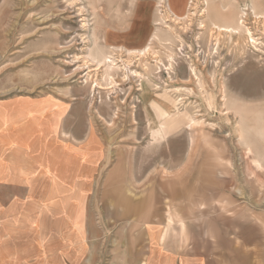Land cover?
I'll use <instances>...</instances> for the list:
<instances>
[{
    "label": "rangeland",
    "instance_id": "374dc122",
    "mask_svg": "<svg viewBox=\"0 0 264 264\" xmlns=\"http://www.w3.org/2000/svg\"><path fill=\"white\" fill-rule=\"evenodd\" d=\"M144 90L176 104L162 139ZM9 98L0 174L27 192L0 187L1 216L29 220L31 264H264V0H0Z\"/></svg>",
    "mask_w": 264,
    "mask_h": 264
},
{
    "label": "crops",
    "instance_id": "0c3cea01",
    "mask_svg": "<svg viewBox=\"0 0 264 264\" xmlns=\"http://www.w3.org/2000/svg\"><path fill=\"white\" fill-rule=\"evenodd\" d=\"M43 98L41 96L39 97H35L32 99H40ZM46 98V97H44ZM48 100H50V98L47 97ZM16 99L14 98H9L6 100H0V113H2L3 111H7L8 114H13L15 113L16 108L15 107H11L10 104L13 103ZM51 101V100H50ZM50 103V102H49ZM47 104L48 106H51L50 104ZM56 111H61V115L59 118V129H62L63 131L65 130V126L66 123L63 119V115L64 112L60 109V108H53ZM12 124L11 126H9L7 128L8 125ZM14 124H17V121H12V120H0V145H2L3 141L9 137H11V129H14L15 126ZM8 129V130H6ZM7 176L5 175H1L0 174V187H3L4 185L11 188H18V189H26L27 192V188L25 184H23L22 182H15L10 180L9 178H6ZM38 179L42 180L41 186H42V191H45V188L47 187V183L43 178L39 175H37ZM2 189V188H0ZM40 201H36L35 202V206L32 207L33 212H36L39 209V203ZM15 203V202H14ZM18 203V202H17ZM15 203L16 204V209L17 210H21L23 209V207H28V203L27 201L25 202V204L23 206L20 205V203ZM2 203L0 201V236L3 237V235L7 234V241H6V247H9L10 250H6V249H1L0 252V264H31L34 262L35 257L37 256V251L35 250V248H31V249H27L26 247L28 245L32 247L36 245V243L39 241V238L37 236H35L30 228V222L29 220H21L19 218V220H17V222H15L13 220V218H3L1 215L2 213ZM7 208V207H6ZM44 209V207H43ZM125 211V209H124ZM166 222L158 229V231L156 233H149V236H153L151 239H154L156 237V241L158 242V246L164 244V242L166 241L167 238L164 239V237H166V223L169 221H171V218L174 219L176 218L174 215L172 216V214L170 212L167 213L166 216ZM39 219H42V222L44 221H48L49 220V215L47 214V216L45 214H42V217H40ZM168 220V221H167ZM175 220V219H174ZM173 220V221H174ZM177 221L180 222L181 219L177 218ZM11 226L8 228V232L7 233H3V226ZM181 227H183V223L180 222ZM165 228V229H164ZM164 230V231H163ZM9 232L11 235H9ZM13 232V233H11ZM163 232V233H162ZM1 245H4L0 242ZM5 247V248H6ZM162 247V246H160ZM47 252H46V257L50 256V249L47 248ZM172 258H174L175 264H206L204 262L203 259H201L200 257H180V258H175L173 254H171Z\"/></svg>",
    "mask_w": 264,
    "mask_h": 264
},
{
    "label": "bare ground",
    "instance_id": "6f19581e",
    "mask_svg": "<svg viewBox=\"0 0 264 264\" xmlns=\"http://www.w3.org/2000/svg\"><path fill=\"white\" fill-rule=\"evenodd\" d=\"M212 21H214V20H212ZM235 22H233L235 24V26L233 25V23L231 25L221 26V25H216L215 22L212 23V25H213V28L217 30L218 35H221V34L226 35V34H232L235 32L236 33L240 32V30L238 29L237 26L243 27L242 22L239 23L238 19H237V21L235 20ZM240 24L242 26H240ZM243 31H246L248 33L247 29H244ZM248 34H250V32ZM249 37L251 38V42H255V40L252 38L251 35H249ZM148 49L149 48L139 47V49L130 48L129 50L131 53L137 52V55H140V57H143L147 53ZM97 55L99 56L98 60L103 62V64H104V68H103L104 69V75L108 76V77L111 76L110 72L113 69H116L119 65L117 66V64L114 62L113 57L110 55H107L103 49H100V51H99V53H97ZM189 72L191 73V75L196 76L195 67L190 66ZM166 93L160 94L159 97L149 99L150 92L148 90H144V92H143V101H144L143 104L146 107V112H148V110L152 111L154 113L155 118H158V120H159V125H157V126L155 125L156 127L154 125H151V127H150V135H151V139H153V140H158V139L163 138L165 132L168 131L167 130L168 126L170 127L172 125L171 119L173 120L174 119L173 117H175V109L176 108L174 106H176V104L173 103L174 101L169 97V94L167 95ZM169 122H170V124H168ZM178 123H180V122H178ZM172 127H174V126H172Z\"/></svg>",
    "mask_w": 264,
    "mask_h": 264
}]
</instances>
